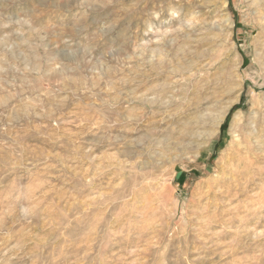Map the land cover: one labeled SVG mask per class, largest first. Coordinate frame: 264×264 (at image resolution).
I'll return each mask as SVG.
<instances>
[{"label": "rangeland", "instance_id": "rangeland-1", "mask_svg": "<svg viewBox=\"0 0 264 264\" xmlns=\"http://www.w3.org/2000/svg\"><path fill=\"white\" fill-rule=\"evenodd\" d=\"M248 4L0 0V264H264Z\"/></svg>", "mask_w": 264, "mask_h": 264}, {"label": "bare ground", "instance_id": "bare-ground-1", "mask_svg": "<svg viewBox=\"0 0 264 264\" xmlns=\"http://www.w3.org/2000/svg\"><path fill=\"white\" fill-rule=\"evenodd\" d=\"M254 6L255 7V16H256V18L258 19V20H261V22H258V26H260V28H261V31H260V37L262 36V42L261 43H259V45H258V50H259V53H256L258 56L259 55H263L264 56V0H249V4H248V6ZM223 6V5H222ZM221 12V11H220ZM233 23V22H232ZM232 23H230L231 25H232ZM229 25V24H228ZM220 28H221V26H220ZM229 28V27H228ZM215 29V28H214ZM224 29V28H223ZM232 30V29H231ZM228 34V33H227ZM216 36V35H215ZM232 38V37H231ZM234 47V46H233ZM237 48H238V46H237ZM180 52V51H179ZM64 54V53H63ZM235 55V54H234ZM242 59V58H241ZM171 63V61H169V64ZM262 63V69H264V62L262 61L261 62ZM167 62H165V60H161V62L159 63V65H158V67L159 68H162V69H164L166 66H167ZM148 65H149V67L151 68V69H155L153 66H152V64H151V62H148ZM62 66V65H61ZM240 66H241V60L239 61V64H238V66H237V68H240ZM176 70H178L177 68H173L172 70H170L171 72H174V71H176ZM64 71V70H63ZM62 72V71H61ZM65 72V71H64ZM58 73V72H57ZM62 74V73H61ZM144 75V74H143ZM238 76V85H240L241 84V80H242V77H240V75L238 74L237 75ZM114 82V81H113ZM64 84V83H63ZM242 85V84H241ZM146 88V87H145ZM149 89V88H148ZM238 100V99H237ZM166 101H168V100H166ZM165 101V102H166ZM252 102V101H251ZM94 105V104H93ZM95 108V107H94ZM101 112V111H100ZM105 113V112H104ZM239 113V112H238ZM261 113H263V112H261ZM221 114V113H220ZM242 114V113H241ZM222 115V114H221ZM239 115V114H238ZM104 116V115H103ZM218 116V115H217ZM106 117V116H105ZM110 117V116H109ZM116 117V116H115ZM85 118V117H84ZM256 119V120H255ZM94 120V119H93ZM260 120V121H259ZM80 121V120H79ZM101 121V120H100ZM100 121H98V123L100 122ZM111 121V120H110ZM241 121V120H240ZM111 122H113V121H111ZM243 122V121H242ZM259 122H264V116H261V118H259V115L255 112H253L252 114H251V116L249 117V122H248V126L250 127L248 130H250L249 131V134H254L253 133V130L254 129H256L255 127H257V125H259L258 123ZM200 123V122H199ZM203 123V122H202ZM202 123H200V124H202ZM212 124L216 127V128H218L220 125H221V119H215V120H213L212 121ZM199 125V124H198ZM243 125V124H242ZM211 127V126H210ZM209 127V128H210ZM214 127V128H215ZM235 127V126H234ZM233 127V128H234ZM214 128H212V129H214ZM242 128V127H241ZM261 128V127H260ZM218 130V129H217ZM211 131V130H210ZM236 131V130H235ZM243 131H245V130H243ZM215 132H216V130H215ZM238 132V131H237ZM160 133V132H159ZM189 133V132H188ZM192 133V132H191ZM209 133V132H208ZM211 133H212V131H211ZM247 133V132H246ZM207 134V133H206ZM233 134V133H232ZM184 135H185V133H184ZM183 135V136H184ZM208 135V134H207ZM143 136V135H142ZM187 136V135H186ZM200 135L199 134H195V135H192V137H187L188 139H190V140H188V141H186L185 139V143L183 144V146L181 147V148H179L178 146H177V144L176 143H174L173 141H171V138L169 137V135H164V137H162L161 138V136H157V138H156V140H157V144L159 145V146H161V150H163V151H161V155L162 154H166V153H170L172 150H174L175 152H177L178 154H185V152L183 151V150H186V149H192L193 147H191L192 145H193V142L195 141V140H198L200 137H199ZM201 136H203V135H201ZM211 136V135H210ZM213 136V135H212ZM204 137H206L205 135H204ZM262 137V136H261ZM185 138V137H184ZM195 138V139H194ZM211 138V137H210ZM209 138V139H210ZM214 138V137H213ZM206 139V138H205ZM234 141V140H233ZM239 141V140H238ZM253 141V140H252ZM204 143V142H203ZM199 144V143H198ZM197 144V145H198ZM261 145V144H260ZM163 147V148H162ZM255 148V147H254ZM178 149H180V150H178ZM232 149V148H231ZM260 149H262V148H260ZM237 151V150H236ZM235 151V152H236ZM146 152V151H145ZM147 153V152H146ZM222 153V152H221ZM257 153V152H256ZM181 154V155H182ZM225 154V153H224ZM238 154V153H237ZM236 155V154H235ZM167 156V155H166ZM172 156V155H171ZM237 156V155H236ZM173 157H174V154H173ZM173 157H171V160H176L175 159V157H174V159H173ZM222 157V156H221ZM225 157V156H224ZM226 158V157H225ZM240 158V157H239ZM168 160V159H167ZM235 160V159H234ZM237 160H238V158H237ZM252 160V159H251ZM229 161V160H228ZM239 161V160H238ZM241 161V160H240ZM248 161V160H247ZM225 162H226V159H225ZM204 163H205V161H204ZM231 163V162H230ZM246 163V162H245ZM251 162H249V164H250ZM219 164H221V163H219ZM239 164V163H238ZM247 164V163H246ZM253 164V163H252ZM241 165H242V162H241ZM228 166V165H227ZM235 166V165H234ZM244 166H245V164H244ZM243 166V167H244ZM247 166H248V164H247ZM243 167H241V168H243ZM228 168V167H227ZM237 168V167H236ZM245 168H247V167H245ZM229 169V168H228ZM234 169V168H233ZM239 170H243V169H239ZM234 171V170H233ZM161 172V171H160ZM236 172H237V170H236ZM231 173V172H230ZM245 173V172H244ZM239 174H240V171H239ZM234 175H235V173H234ZM233 180V179H232ZM240 180V179H239ZM235 181V180H234ZM249 181H251V180H249ZM237 183V185H238V182H236ZM235 183V184H236ZM217 185V184H216ZM219 185V184H218ZM222 185V184H221ZM233 185V184H232ZM159 195V194H158ZM163 195V194H162ZM164 197V196H163Z\"/></svg>", "mask_w": 264, "mask_h": 264}]
</instances>
